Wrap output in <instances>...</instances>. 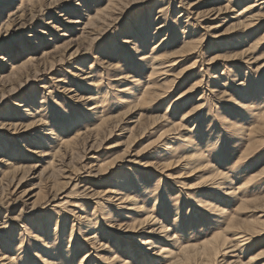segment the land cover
<instances>
[{"label":"rangeland","instance_id":"rangeland-1","mask_svg":"<svg viewBox=\"0 0 264 264\" xmlns=\"http://www.w3.org/2000/svg\"><path fill=\"white\" fill-rule=\"evenodd\" d=\"M84 254L264 264V0L0 1V264Z\"/></svg>","mask_w":264,"mask_h":264},{"label":"bare ground","instance_id":"bare-ground-1","mask_svg":"<svg viewBox=\"0 0 264 264\" xmlns=\"http://www.w3.org/2000/svg\"><path fill=\"white\" fill-rule=\"evenodd\" d=\"M2 3H3V1L4 0H0ZM251 8H252V6H249V7H247V8H245L244 10H242V12L240 13L241 15V17L240 18H244V17H246L247 16V14H249L250 13V10H251ZM23 14H24V12H23ZM248 17H246V19H247ZM245 19V20H246ZM256 19V18H255ZM244 20V19H243ZM242 20V21H243ZM253 20V19H252ZM251 22V20L250 19H247L246 21H243V22H241L242 23V27H244V28H246V27H248V25L250 26V24H246V22ZM252 24V23H251ZM253 25V24H252ZM7 29V28H6ZM144 97V96H143ZM156 98H158V97H156ZM245 99V98H244ZM247 100V99H246ZM128 102V101H127ZM234 102V105L236 106V105H238L239 106V109L240 110H246V111H249L250 112V110H252V108L251 107H248V106H246L244 103H240V102H236V101H233ZM122 103V102H121ZM120 103V104H121ZM125 104V103H124ZM94 109V107H92L91 108V110H93ZM166 113V112H165ZM189 115V114H188ZM188 115H186L185 117H187ZM185 117L184 118H182L183 120L182 121H185ZM181 121V122H182ZM183 125V124H182ZM172 127H171V130H169V131H175L176 129V125H171ZM238 126V123H236V122H234V123H232V124H230L229 125V128H233L234 129V127H237ZM173 127H175L174 129H172ZM178 129V128H177ZM237 130L240 132V131H242V128L239 126V128H237ZM176 135L179 137L180 136V133H179V131H177V133H176ZM177 137V138H178ZM179 139V138H178ZM163 141V140H162ZM192 140H188V143H190ZM165 148H167V149H169L168 147H165ZM191 150H193L194 151V149H191ZM200 154V153H199ZM200 155H202V154H200ZM193 159V158H192ZM193 162H195V161H193ZM196 165H200V163H196L194 166H192V167H188V168H193V167H195ZM184 168H187V163H185V165L183 166ZM134 175V174H133ZM224 179V175H222V174H219V173H217V174H214V175H212L211 177H206L205 178V181L207 182H211V184H213L212 185V187H215V189L217 190V192H220V189H221V187L223 186V183L224 182H217V181H219V180H221V179ZM127 184V183H126ZM125 184V185H126ZM126 187V186H125ZM124 187V189H123V194L120 196V198H119V200H122V202H129V203H131V204H133V205H138V203L137 202H135L136 200H134L133 198H132V196L130 195L131 193L130 192H127V191H129L130 189H127V187L125 188ZM239 191V190H238ZM232 194V196H234V197H236L235 195H234V193H231V192H229L228 194H226V195H231ZM238 194V193H237ZM235 199V198H234ZM200 206H203V205H205V204H207L206 203V201L205 202H202V201H200ZM208 205V204H207ZM206 205V206H207ZM212 204L210 203L209 205H208V210L209 211H213L214 209V207L212 208ZM215 206V205H214ZM140 207V206H139ZM141 208V207H140ZM140 208H138V209H140ZM217 209V208H216ZM220 211V210H219ZM220 213V212H219ZM222 213V212H221ZM135 214H137V211H135ZM149 216H151V213H150V215L148 214V217ZM85 222L87 223V224H90V222H89V219H86L85 220ZM146 221L145 220H142L141 222H139L138 224H137V226H140V225H142V224H144ZM147 225V224H146ZM88 226H90V225H84L83 226V228H82V230H85L84 231V233H86L87 232V227ZM161 228H165L164 230H161L162 232L161 233H164V232H167L168 231V229L164 226H162ZM72 230V234L68 237V245H69V247H71V243H72V241L74 240V235H75V230H74V228H72L71 229ZM81 230V229H80ZM135 229H133L132 228V230H131V232H135L134 231ZM259 233H261V232H259ZM237 234H239L238 232L237 233H235L234 234V236H236ZM246 234H249V233H246ZM251 235H252V233H251ZM248 236V235H247ZM250 236V235H249ZM248 236V237H249ZM240 238H242L241 236H239ZM238 237V238H239ZM94 239H96V238H94V237H91V238H88V239H86V240H84V241H86L85 243L86 244H89V245H91L92 243H94ZM216 239H217V237H213L212 239H210V240H207V241H204L201 245L203 246V247H207V249L206 250H202V256L204 257V258H206V260L207 261H210L209 260V258L212 256V258L214 259V261L216 262L217 261V258L218 257H223L224 255H225V253L223 252V250L224 249H226V242H227V240L226 239H222L221 240V242H219V243H216ZM244 239H246V238H244ZM94 240V241H93ZM142 241V242H141ZM140 241V243L141 244H144V245H150V244H152L153 245V243H152V241L150 240L149 241V238H147V239H142ZM237 241V240H236ZM41 246H43V248L44 249H46L47 247L44 245V244H41ZM163 251L160 249V256L161 255H163V253H162ZM223 252V253H222ZM169 256L171 255V253H167ZM62 256H65L66 258H69V256H73V255H70V254H68V253H66V252H63L62 253ZM168 256V257H169ZM258 256H259V254H258ZM87 254H84V255H82V257H81V260L79 261V264H85L86 263V261L88 260L87 259ZM171 257H174L173 255H171ZM260 257H263V259H264V254H262V255H260L259 256V258ZM255 259L257 260V258L255 257ZM4 260H6L7 261V263L6 264H10L12 261H11V259H8V257H4L1 261H4ZM254 260V259H253ZM261 260V259H260ZM147 260H145L144 262H146ZM44 262H46L47 263V261H44ZM251 262V261H250ZM48 263H50V264H54V262L53 261H48ZM119 263L121 264H128L127 262H125V260H119ZM249 263V262H248Z\"/></svg>","mask_w":264,"mask_h":264}]
</instances>
